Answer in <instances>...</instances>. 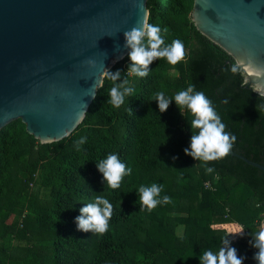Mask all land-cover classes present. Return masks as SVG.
<instances>
[{"label": "trees", "instance_id": "trees-1", "mask_svg": "<svg viewBox=\"0 0 264 264\" xmlns=\"http://www.w3.org/2000/svg\"><path fill=\"white\" fill-rule=\"evenodd\" d=\"M192 7L193 0H147L146 22L167 27L166 44L180 39L185 57L175 65L154 60L145 78L129 74L135 93L120 108L105 103L113 82L103 78L68 137L40 144L20 120L0 130V264H199V255L217 251L224 237L243 264H257L249 241L264 227V171L230 155L212 162L185 155L190 113L175 102L161 113L151 100L156 92L174 97L194 84L237 137L231 151L264 166V112L256 110L264 99L239 70L222 71L234 62L196 30ZM129 63L126 56L110 69L121 71L117 83ZM81 136L87 142L77 151L73 141ZM109 153L132 169L115 190L104 189L95 166ZM204 164L215 171L207 173ZM152 183L172 203L140 210L136 190ZM103 191L114 206L108 231H79V209Z\"/></svg>", "mask_w": 264, "mask_h": 264}, {"label": "water", "instance_id": "water-1", "mask_svg": "<svg viewBox=\"0 0 264 264\" xmlns=\"http://www.w3.org/2000/svg\"><path fill=\"white\" fill-rule=\"evenodd\" d=\"M147 17V0H0V130L20 120L40 144L68 137L102 85L103 66L127 56L123 32ZM191 21L241 62L253 90L264 83L252 67L264 68V0H193Z\"/></svg>", "mask_w": 264, "mask_h": 264}, {"label": "clouds", "instance_id": "clouds-1", "mask_svg": "<svg viewBox=\"0 0 264 264\" xmlns=\"http://www.w3.org/2000/svg\"><path fill=\"white\" fill-rule=\"evenodd\" d=\"M168 28L161 29L160 26L147 23L144 20L137 22V25L123 32V47L128 49L127 56L130 61L125 78L122 82L117 83L121 78V71L117 69L112 71L103 66L100 75L112 81V87L108 92V99L105 103L115 108H120L125 104L126 98L133 97L135 88L130 84L128 75L145 78L152 70L149 65L154 60L165 59L169 64L175 65L185 57V47L180 39H174L171 43L165 42L164 35L168 33ZM92 67L95 62L86 61ZM241 62H237L222 71H231L236 73L241 68ZM253 67L256 80H264V68ZM96 83H93L91 94L95 95ZM261 99H264V83H257L254 90ZM151 100L157 102V107L162 113L169 107V104L175 102L179 110L187 109L191 115L188 121L190 130V139L188 147L183 149L184 154L192 157L194 160L203 162L217 161L227 156L237 137L231 132L226 131V124L216 111L213 102L206 97L203 91H197L194 84H189L185 90L178 91L174 97L165 95L163 91L156 92ZM224 103H227L225 100ZM256 110L264 112V103H257ZM129 114L132 109L127 107ZM85 112V111H83ZM80 113V116L83 115ZM87 142L86 136H81L73 141L77 151ZM173 160L176 157H172ZM96 169L102 174V183L111 189H119L125 176L131 174L132 169L121 161L115 153H109L105 158L95 163ZM207 173L215 171L213 167L207 164L203 165ZM163 186L152 183L150 186L141 185L137 190L138 203L140 210L145 207L151 211L158 204L172 203L168 195L161 196ZM94 194L90 202H85L84 206L79 209V215L75 217V224L79 231L91 232L92 235H102L108 231L109 221L113 215L114 206L103 194ZM237 233L243 235V228ZM251 240L249 244L252 248L257 249L253 259L257 264H264V227L250 233ZM231 241L223 238L217 251H203L198 259L199 264H243V256L237 255V249L230 246Z\"/></svg>", "mask_w": 264, "mask_h": 264}, {"label": "rangeland", "instance_id": "rangeland-1", "mask_svg": "<svg viewBox=\"0 0 264 264\" xmlns=\"http://www.w3.org/2000/svg\"><path fill=\"white\" fill-rule=\"evenodd\" d=\"M171 74L174 75V76H177V72L176 71H172ZM181 232H182V228L178 227L177 230H176L177 235H180ZM229 238L232 239V240L236 239V237L234 235H232V236L230 235ZM137 258L141 260V259H143V256L138 255Z\"/></svg>", "mask_w": 264, "mask_h": 264}, {"label": "built area", "instance_id": "built-area-1", "mask_svg": "<svg viewBox=\"0 0 264 264\" xmlns=\"http://www.w3.org/2000/svg\"><path fill=\"white\" fill-rule=\"evenodd\" d=\"M205 186H206V188H209L210 187V184L209 183H206Z\"/></svg>", "mask_w": 264, "mask_h": 264}]
</instances>
